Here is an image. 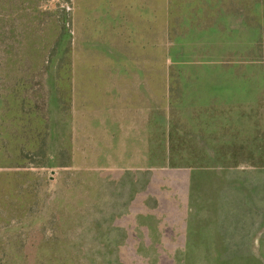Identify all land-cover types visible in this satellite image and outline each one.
Segmentation results:
<instances>
[{"label": "rangeland", "instance_id": "rangeland-1", "mask_svg": "<svg viewBox=\"0 0 264 264\" xmlns=\"http://www.w3.org/2000/svg\"><path fill=\"white\" fill-rule=\"evenodd\" d=\"M221 1L229 7H246L248 17H256H250L245 29L247 51L228 55L229 50L218 59L222 47H241L242 39L231 43L217 36L214 41L185 45V34L173 35L177 49H182L176 61L169 54L168 0H36L35 9H25L19 1L12 15L0 5V264H264V55L260 57L264 45L254 38L258 22L264 25V0ZM23 14L34 15L33 22L26 23L24 40L22 33H11L14 27L23 30ZM127 18L137 27L133 46L142 56L149 27L157 117L164 115V75L170 67L178 77L176 65L184 79L185 63L228 67L252 77L257 89L252 104L236 106L246 107L247 116L236 115L234 123L240 133L244 124L258 121L261 128L252 127L250 133L254 143L247 147L241 134L234 146L241 151L237 158L226 156L220 165L207 166L214 174L218 200L210 201L207 185L206 199L189 205L185 197V209L179 201H162L154 211L160 214L157 225L151 223L154 214L149 215L141 193L152 157L159 163L163 156L164 121L157 119L147 133L145 125L134 120L133 111L141 113L143 106L106 103L113 98L99 96L90 84L84 90L78 73L81 88L77 87L75 98L74 74L71 85L68 73L71 62H100V53L92 59L85 49L93 29L97 38L101 25L102 33H114ZM68 49H72L70 60ZM24 63L25 71L32 73L30 93L46 92V80L54 73L53 84L64 99L62 114L54 106L51 114L52 137L60 151L51 152V140L43 150L39 141L23 133ZM174 132L177 162L204 154L185 153V129ZM148 139H155V147L146 145ZM131 180L139 181L134 192Z\"/></svg>", "mask_w": 264, "mask_h": 264}, {"label": "crops", "instance_id": "crops-1", "mask_svg": "<svg viewBox=\"0 0 264 264\" xmlns=\"http://www.w3.org/2000/svg\"><path fill=\"white\" fill-rule=\"evenodd\" d=\"M169 4V16H170V57L176 61L177 58L182 56V49H177L178 39L173 38V35L178 37V34L173 33L172 24V0H168ZM102 14V13H101ZM101 17V15H100ZM101 20H103L101 18ZM127 18L126 22L119 24L120 29L113 32H104V28L101 27V33L99 37L95 36L94 29L92 30L89 45L85 44L87 54L95 58L97 53H100V62L87 64H69L68 73L70 74V84L72 85V72L74 82V97L78 92L80 83L76 78V73L81 76V83H83V89L86 90L87 85L90 84L93 90L100 91L99 96L106 98H113L106 103L108 104H125V105H141V113L138 110H134V120L142 122L147 128V133L150 129H154L157 119L164 121L163 123V139L160 140L162 146L161 151L163 156L156 163L155 157H152V163L149 164L147 172V185L141 193V200L148 201L147 209L149 215L154 216L152 224L157 225L160 221L157 220L160 216L159 213L154 212L159 210L160 202L179 201L181 208L185 209V197L188 200L189 205L192 201H202L206 199V193L203 192L205 186L208 185L210 201L215 202L216 187L214 174L208 171L207 167L197 166H185L174 164L171 160L174 154L173 150V137H175L174 129H185V153L189 152H206L215 151L211 148L216 145L215 141L210 135L203 134L204 126L198 123L202 120L215 121L221 118L222 105L231 106L234 103L232 100H226L223 102L221 98L215 97L207 93L208 84H216L219 76L223 71L234 72L231 68H221L212 65H188L185 63V79L179 76L181 68H179L178 77L172 74V70L169 67L166 71L165 79L163 82L164 94L161 103L164 104L162 117H157V97H156V66L154 64V55L150 53L149 47V27H147V42L143 45V48H147V52L142 55L134 49L133 37L136 34L137 27L134 20ZM152 35L154 39V31L152 29ZM175 39V41H174ZM132 42V45L130 44ZM74 44V42H73ZM74 47V46H73ZM154 47V43H153ZM89 50V51H88ZM175 52V56L173 55ZM70 52V59H71ZM188 56V49L185 48V58ZM73 58V57H72ZM238 73V72H237ZM250 78L252 81V77ZM79 78V77H78ZM252 83V82H251ZM185 84V85H184ZM79 87V88H77ZM128 100H124V99ZM116 99V100H115ZM76 102V101H74ZM254 97L251 95L245 102L241 104L247 106L252 104ZM95 103V102H94ZM71 108L67 112L68 120H70ZM57 111V110H56ZM59 112V111H58ZM60 114V112H59ZM54 118V113L53 116ZM52 118V120H53ZM182 121V122H181ZM183 121L185 123H183ZM137 129L139 126L135 125ZM206 127V126H205ZM72 132V130H71ZM53 135L55 136V132ZM139 133V132H138ZM58 134V133H57ZM148 147H155V139H148L146 141ZM198 147V148H196ZM55 149V150H54ZM60 151V147L52 139V150ZM149 152H154L151 149ZM157 152V151H156ZM169 178L172 179V183L166 182ZM137 182V183H136ZM131 180V191H135V187L139 185V181ZM171 185V186H170ZM215 186V187H213ZM218 186L221 187L219 184ZM218 187V195L220 197L221 189ZM213 189V191H212ZM214 205V204H213ZM153 209V210H152ZM153 212V213H152ZM185 214V213H184ZM258 233V232H257Z\"/></svg>", "mask_w": 264, "mask_h": 264}, {"label": "trees", "instance_id": "trees-1", "mask_svg": "<svg viewBox=\"0 0 264 264\" xmlns=\"http://www.w3.org/2000/svg\"><path fill=\"white\" fill-rule=\"evenodd\" d=\"M19 1L23 2V7L25 9H35V5L32 4H35L36 0H0V5L8 12V15H12L15 12L14 8L15 6H18L17 2ZM2 3H5L4 6ZM257 6H259V4H257L254 9L256 14L258 13L256 10ZM39 13L40 12H38L35 17H39ZM66 15L68 20V10L67 12H64L63 15L65 20ZM33 17L34 15L27 16V14H23V30L19 32L18 29L14 27L11 29V33H22L24 40L27 36L25 30L27 28L26 23H32L33 21H30V19ZM250 17H248V14L246 13V7L234 8L231 6H225L221 0H172L173 33L176 35L178 34V36L185 34V45H188L189 41H194L195 43L204 40H207L208 42L214 41L217 36L223 38V40H228L231 43H238V41L242 39L241 47H234L231 45H227L229 47H222L221 50H219V54L216 55L218 59L223 58L226 55L225 53L229 50L228 55H238L245 52L246 46L243 39L245 37V29H247V22L250 20ZM253 19H256V17ZM258 24L262 29L259 26H256L254 38L258 39L257 42H259V44L261 43L260 45H264V25L260 24V22H258ZM243 28L244 30L241 31ZM235 33L237 35H235ZM0 36H2L1 33ZM262 47L263 46L260 48V57H263L264 55V47ZM5 52H7L6 48L2 50V53ZM68 54L70 60V49H68ZM173 55L175 56V52H173ZM5 61L4 58V61L2 60V62L4 63ZM24 64L23 133L26 131L25 134L29 136L30 140L35 139L36 141H39L40 148L42 147L44 150V147L48 145L49 140L52 141L53 139L52 106H54L55 110H58L61 115L62 109H64V99L60 89L53 84V72L50 73L52 77L46 80V92L40 93V91L37 90V92L35 91L36 93H30L29 90H31L32 86L30 77L32 76V73L25 71L27 65ZM246 75V73L241 74L237 72L223 71L218 78L219 82L206 85L208 94L221 98L223 102L226 100H232L236 104H232L231 106L223 104L220 119L217 118V120L212 122L204 119L198 123L199 125L201 124L204 126V129L202 130L203 134L212 136L208 138H212L215 141L216 145L211 147L215 149V151H206L201 155L193 154L191 156H186L178 162L176 157H172L171 160L174 164L197 167H207L212 166V164L218 166L226 156L228 159L233 156L236 158L238 157L237 154L241 151L234 146L240 139L239 135L244 134L242 140L247 147H250V145L247 144L248 142L254 143L255 136H251L250 133L253 131L252 127H254V130L255 127L258 129L261 128L258 121L248 126H246L247 123L244 124L240 133L236 132L237 129L234 125L236 115L238 116L240 114L241 117L245 119L247 116L246 107H241V110H239L240 107L236 106H245L241 103L245 102V100L254 93V90H257L254 88L255 82L253 83L250 78L245 77ZM39 98H41V101ZM218 129H223L222 133H218ZM29 139L27 140L29 141ZM253 152L254 149L249 151V153ZM227 154H231L232 156Z\"/></svg>", "mask_w": 264, "mask_h": 264}]
</instances>
